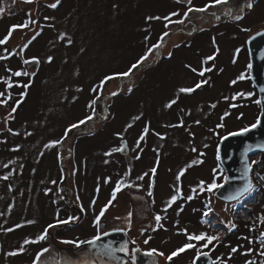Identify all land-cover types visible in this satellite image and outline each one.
I'll return each mask as SVG.
<instances>
[{
  "label": "rangeland",
  "instance_id": "1",
  "mask_svg": "<svg viewBox=\"0 0 264 264\" xmlns=\"http://www.w3.org/2000/svg\"><path fill=\"white\" fill-rule=\"evenodd\" d=\"M54 2L0 0V8L4 9L0 15L11 16L13 8L29 22L10 36L8 46H0V57H7L0 59V89L17 87L26 93L23 104L14 113L12 107L6 108L7 104L0 105V234L9 241L27 231L23 225L27 221H34V226L39 227L51 224L55 218L61 220L58 208L65 211L70 201L80 211L83 209L81 217L84 215L83 222L88 223L100 213L104 199L111 197L116 181L123 179L126 185H140L141 191L128 193L127 186L117 192L115 202L103 217L107 228L121 226L120 213L127 221L131 213L130 227L143 235L148 230H160L154 219L159 214L163 231H159L162 236H156L153 244L165 255L187 242L181 231L187 229L188 233L221 234L220 242L213 241L209 247L215 253V264H262L264 154L250 158V164L256 161L250 170L255 190L240 202L223 203L214 197V191L200 192L197 188L194 193L192 189L200 180L210 183L214 168L222 171L216 159L219 136L254 123L259 114V105L254 102L257 92L249 77L246 42L250 35L264 28V0H252L251 9L246 7L247 0H228L227 5L192 11L183 23L167 27V21H149L146 17L178 12L171 19L179 21L188 7L201 8L209 0H191V4L187 0H61L55 9L48 6ZM229 8L231 14H227ZM234 15H242V19L237 21ZM166 31L169 35L164 37L161 47L154 49L142 66L128 77L114 78L92 91L104 76L126 71ZM61 33L66 34L64 39L59 38ZM214 52L213 61L202 63ZM49 56L53 57L51 62L47 60ZM32 57H37L39 64L32 63ZM27 59L30 62L23 63ZM203 67L212 70L201 77L198 73ZM17 70L29 75L16 77L13 73ZM241 73L246 78L236 80ZM9 78L11 87L5 83ZM202 79L208 82L194 92L178 91L181 87H194ZM233 80L235 84L231 83ZM29 81V87L24 89ZM113 92L117 95L112 96ZM238 92L253 95L233 100ZM173 99L176 103L165 107ZM225 112L229 115L224 116ZM92 115L94 118L73 129L60 144L45 148L50 141L61 139L70 124ZM181 121L182 126H169L180 125ZM221 123L224 126L217 128ZM142 134L144 139L137 146ZM122 139H127L128 145L120 146ZM122 146L126 148L123 154L116 151L105 155ZM193 160L202 162L187 167L177 181L180 169ZM151 166L157 172L154 176L151 173L148 182H137L132 177L131 174L148 171ZM64 173L65 180L60 183ZM129 174L134 180L129 179ZM223 175L217 177V183H222ZM151 178L154 191L149 196L145 185ZM59 183L68 198L67 204ZM176 187L181 195L165 210ZM189 195L193 199L188 200ZM208 208L211 211L205 216ZM78 215L75 212L74 217ZM229 222L236 225L231 231ZM39 230L44 232L43 226ZM92 234L90 225L83 236ZM48 236L37 243L30 242V252L29 245L21 252L27 262L35 249L50 248ZM137 244L143 249L154 247L140 241ZM233 247L237 248L235 253L231 251ZM192 253L182 252L172 261L157 256L155 264H183ZM79 256L80 253L69 257L75 261ZM6 259L14 257L9 255ZM55 260L58 263L60 257Z\"/></svg>",
  "mask_w": 264,
  "mask_h": 264
},
{
  "label": "snow or ice",
  "instance_id": "2",
  "mask_svg": "<svg viewBox=\"0 0 264 264\" xmlns=\"http://www.w3.org/2000/svg\"><path fill=\"white\" fill-rule=\"evenodd\" d=\"M25 2L27 3H31L32 0H25ZM61 0H55L54 3L48 5L49 7L55 9L59 4H60ZM187 2L189 4H191V0H187ZM220 4H224V5H227L228 4V0H209V3L208 4H205L203 7L201 8H193V7H188L187 10L183 13V17L181 18V20L179 21H173L171 19V17H174V16H177L179 15L178 12H171L169 13V15L167 16H163V17H159V16H148L146 17L147 20L151 21V20H164V21H167V24H165V27L168 26V24H171V23H183V19L188 17L189 13L192 12V11H197V12H204L206 11L209 7H213L215 5H220ZM253 2L252 0H247L246 2V7L248 9H251L253 7ZM4 9L3 8H0V12H3ZM241 11H243V9H241ZM232 13V10L229 8L227 10V14H231ZM217 19H219V17H216ZM45 19H48V17H45ZM233 19L239 21L242 19V15H234L233 16ZM28 21H25L23 24L21 25H11L8 29V34L3 38V39H0V45L2 44H5L7 42V40L10 38V36L12 35L13 31L17 28V27H20V28H25L28 26ZM31 23L35 24L36 22L35 21H31ZM243 31H249V29H243ZM261 33H257V35H260ZM36 35H39V33H37ZM65 35L64 33H61L60 34V39H64L65 38ZM169 35V33L166 31L164 32L161 37H160V40L156 43V44H152L151 47L147 48L146 52L139 57L138 60H136L135 63L131 64L130 67H128V69L126 71H122V72H118V73H114L112 75H106L103 77V79L100 80L99 84L98 85H95L92 89V91H96L97 88H102L103 85L107 82V81H110L114 78H119V77H128L130 74L133 73V71L135 69H137L139 66H142L143 63L145 61H147L149 59V57L153 54V50L154 49H158L161 47V44L163 42V39L164 37H167ZM36 37L33 36L32 39L34 40ZM145 39L147 40V37H145ZM31 41H29L30 43ZM67 43L71 44L72 41L71 39H68L67 40ZM213 44H215V40H213ZM28 47V44H25L24 45V48H27ZM178 47V45H177ZM21 51H23V49H21ZM83 51V49H82ZM219 49L217 48L216 49V52H218ZM237 52H239V49H236ZM172 53L169 52L168 53V56L171 57ZM215 56H216V53L214 52L212 55H209L207 57L204 58V61H202V63H206L208 61H213L215 59ZM0 59H7V57H0ZM53 59V57L49 56L47 57V60L48 62H51V60ZM30 61L28 60H25L24 63H29ZM31 62L32 63H35V64H39V59L37 57H32L31 58ZM235 62V61H233ZM188 67H191V66H188ZM251 64L248 65V68L251 69ZM212 69L211 68H208V67H203L199 70V75L201 77L204 76V74L206 72H210ZM8 71H11V69H8ZM191 71L193 72H197V69L196 68H191ZM14 76L16 77H19V76H28L29 73L28 72H22V71H15L13 73ZM32 75L34 76L35 73L33 72ZM245 74L244 73H241L237 78L236 80H243L245 79ZM0 79H3L2 77H0ZM236 80H233L231 81L232 84H235L236 83ZM208 81L207 80H200L199 82H197L194 87H181L179 88V92L180 93H192L194 92L196 89H199L202 85L206 84ZM5 83L8 85V87H11V80L9 78V80H6ZM31 83V81H29L28 84H24L23 85V88L24 89H27L29 87V84ZM129 91H131V87H129L128 89ZM261 91L264 92V88H261ZM26 95L25 92H21L20 93V97L21 99L20 100H17L16 101V105L18 106L20 103H21V100L23 99V97ZM112 96H115L117 95L116 92H113L111 93ZM253 95V93L249 92V93H244V92H238V93H235L232 97V99H236V97L240 96V97H251ZM0 96H4V93H0ZM75 99V98H74ZM224 99H228V97H225ZM8 100L7 98L5 99H0V105H4V104H7ZM256 104L260 105L262 104V100L260 99H257L254 101ZM176 103V100L173 99L171 101H169L168 104L165 105V107H171L173 104ZM236 105H230V107H235ZM212 107H215V105L213 104ZM16 107H12L11 109V113H14L16 111ZM11 113H9V119H11ZM261 113L264 114V107H262L261 109ZM229 115L228 112H225L224 113V116H227ZM224 117H221V120H223ZM92 119V116H86L84 119H81L79 120L77 123H72L70 124L65 130H64V136L61 137V139L59 140H53V141H50L48 144L45 145V148H48V147H53L57 144H60L61 141L67 137L69 135V133L73 130V129H76L78 128L80 125H83L86 121H90ZM135 119H139V117H135ZM196 123L198 124L199 121H196ZM262 123H264V121H262V118H261V115H257L256 118H255V122L250 124V125H245L243 128H240L239 130L237 131H233V132H228L225 136H219V140L221 141H224L226 140L228 137H233V136H242L248 132H250L251 130L253 129H256L258 126H261ZM183 124V121L180 122V125H169L170 127H176V126H182ZM224 125L221 123V124H218L216 125L217 128H222ZM128 127H131V125H128ZM9 131H11V129H9ZM148 131V128L145 127L144 129V132H147ZM26 135H31V133H26ZM117 135H121L120 133H117ZM157 135H160L159 133H157ZM144 139V135L142 134L140 137H139V140L137 141V146H139V141L140 140H143ZM161 139H163V137H161ZM19 147V146H17ZM205 147H207V145H205ZM255 147L257 148H264V144H258L256 145ZM123 150V146L121 148H113L111 149L109 152L105 153V155H111L112 152H116V151H122ZM252 150V146L251 145H246L244 147V155L246 157V154ZM191 151L195 152L196 149L195 148H192ZM202 155V154H201ZM137 159L139 158V156L136 157ZM221 156H220V145L218 144L217 145V152H216V159L217 160H220ZM107 162V161H105ZM202 161H199V160H193L189 165H187L185 168H181L180 171L177 173L176 175V180L179 181L181 176L184 174V172L186 171V168L187 167H191L192 165H195V164H198V163H201ZM242 163H243V171H242V179H244V183L235 189L234 193L229 195L228 197H226V199L228 200H234V201H241L243 200L245 197L247 196H250L253 191L255 190V186L253 185V183L251 182V180L249 179V172L251 170V167H252V164H255L256 161H252L251 164L247 162V159H243L242 160ZM219 167V166H218ZM150 172L152 173V175L154 176L155 173L157 172V168L156 167H152L150 169ZM213 172V177H212V180L210 183H207L206 181L204 180H200L199 183L196 185L195 188L192 189V191L195 193L197 188L199 189L200 192H204V191H207L209 193H212L214 190L216 189H219V188H222L224 187V184L227 183L230 179H234L233 177H229L227 175H223L222 171L221 172H218V170L216 168H214L212 170ZM128 173L126 172L125 173V176H127ZM148 175V173H144V175H141V176H138L137 179L138 180H143L144 179V176ZM220 175H223V183H217V177L220 176ZM5 179H7V177H5ZM261 180H264V177H261ZM108 182V179L105 180V183ZM53 183H55V181H53ZM128 185H126L124 182H123V179H120V180H117L116 183H115V187L113 188L112 190V193H111V199H109L108 203L106 205H104L103 208L100 209V213L95 217V220H94V224L96 226V229H97V234L95 236H93L91 239L87 240V241H81V240H63L61 241L62 243L64 244H72L74 245L76 248H79L81 244H88L90 246H96L97 244V241L100 240L101 238V235H104V236H107L108 233L107 232H104V233H101L100 232V219L101 217L104 215L106 209L108 208L109 205H111L112 203V200L115 199L116 197V194L117 192H119L122 188L124 187H127ZM138 187V185H137ZM151 187H152V184L150 183L149 184V191H148V195L151 196L152 195V192H151ZM98 190V189H97ZM181 195V190L179 187H176L175 188V194L172 195L166 202V208L165 210L167 209V207H170L177 199L178 197ZM188 200H191L193 199V196L189 195L187 197ZM93 203H95V200H93ZM11 207V206H9ZM83 210V209H81ZM211 209L208 208V211L204 213L205 216L208 215V212H210ZM129 216V219H128V224L130 226L131 224V220H130V217H131V213L128 214ZM77 217H72V216H69L67 220H57L56 223L57 224H61V223H68L70 221H73V220H76ZM154 219H155V222L157 224V226H161L162 225L160 224V221L162 219V217L159 215V214H156L154 216ZM261 220V223L264 224V216H262L260 218ZM27 223L31 224V223H34V221H27ZM54 225L53 224H49L47 225V227L44 229V232L41 233L40 235H38L35 240L31 241L32 243H37L39 241H42L44 239H46V236H47V233H48V229L52 228ZM16 227H20V225H16ZM236 225L235 224H232L231 222H229V231H231V229L235 228ZM11 229H9L10 231ZM116 231H122V229H116ZM143 231V230H142ZM186 236H187V239L189 242H186L183 244L182 247H177L174 251H171L168 255H165L164 252L162 251H158L157 249L155 248H151V249H148L144 255L146 256H149V257H152V256H160V257H164V259L166 261H172V259L174 257H176L179 253H182L184 252L185 250L187 249H192V248H196L197 246L193 243H191L190 241H205V243L203 245H201V247H204L206 248L209 244H212L213 241L219 243L220 242V236L221 234H216V235H209L207 234L206 232L204 231H200L198 234L194 231L193 233L189 234L188 233V230L187 229H182L181 230ZM261 237H264V232H261L260 233ZM30 241L29 240H25L24 243L27 244L29 243ZM148 240L146 239L144 241L145 244H148ZM132 243H135V241H132ZM23 247H21L19 249V251H23ZM49 249L48 248H43L41 249L40 252H38L36 254V258L33 260V264H38V261H40V258L41 256L43 255V253H46L48 252ZM139 251V249H132L131 250V254H130V250L128 248V243L127 242H124L122 244L119 245L118 248H114L112 247L111 244H104L100 247H98L97 249V252L94 253V255H100V254H103V255H106V256H112L114 257L115 253L116 252H121V253H125L126 255H129L131 256V260H132V264H135L136 262V256H135V253ZM231 251L233 253H235L237 251V248L236 247H233L231 249ZM248 251H252L251 249H248ZM10 255H15L16 253H9ZM208 253L207 252H203V251H200L199 249H197L196 251V255L195 257L192 259V262L191 264H196L197 260L199 259V257L201 256H207ZM261 256H264V251H262L260 253ZM219 259V258H217ZM79 264H95L94 261L92 260H89V261H80ZM245 264H249V262H245ZM262 264H264V262H262Z\"/></svg>",
  "mask_w": 264,
  "mask_h": 264
},
{
  "label": "flooded vegetation",
  "instance_id": "3",
  "mask_svg": "<svg viewBox=\"0 0 264 264\" xmlns=\"http://www.w3.org/2000/svg\"><path fill=\"white\" fill-rule=\"evenodd\" d=\"M10 11H11L10 14H12L11 16L8 13L0 15V39H3L8 34V29L11 25H21L25 22L23 13H21L17 9H13V8H10ZM18 29H22V28L17 27L13 31L11 36H13L14 33ZM4 45H7V46L9 45L8 40L5 44H2L0 46L3 47ZM28 59H30V58H28ZM0 93H4V96H0L1 99L7 98V100H8L6 108L10 109L11 107L15 106L17 109V107H18L16 105L17 98L13 99L16 96L20 97V94H19L17 89H15V88L14 89L2 88V89H0ZM0 119H1V117H0ZM125 172L128 173L127 170ZM148 172H149V169H148V171H145V172H143V170H141L136 175H133V174H131V175L137 182H139L137 177L144 175V173H148ZM133 178H131L130 174H129V179L134 180ZM144 179L148 180V175L144 176ZM152 180L153 179L151 178L150 181H152ZM130 184H132V183L128 184L129 187L131 186ZM134 186L135 187L133 189H131V188L129 189L130 191L128 193L132 194L133 191H135L137 193L141 191L139 189L140 185H138V187H137V184ZM147 186L148 185H145L146 190H147ZM59 188H61L60 185H59ZM151 190H153V187H151ZM59 191H60V193L62 192L64 194L62 189H59ZM116 197H115V199H116ZM64 198H66L65 194L63 196V199ZM111 198L112 197H110L108 199H104V201L100 204L101 208H103L104 205H106L108 203L109 199H111ZM115 199L112 200V203H111V205L108 206V208L110 206H112V204L115 202ZM64 201H65V203L67 202L65 199H64ZM77 202H79V200H77L76 203ZM81 208H84V207H81ZM58 209L60 212L59 214H61V217H58V218L63 217V219H61V220H67L69 216L74 217L75 212L77 213V215L79 213V215L75 221L73 220V221H70L68 223L57 224L56 218L54 221H52L51 224H53L54 226L52 228L48 229V233H47V235H49L48 238H49V244H50V248H49L50 253L45 257H41L40 261H38V264H79L80 261H89V260L94 261L95 264H132V260H131V256H130L132 249H139V251H137L135 253V256H136L135 264H155L157 256L149 257V256L144 255V253L148 249H143V246L137 244V242L140 241L143 244H145L144 241L147 239L149 241L148 243H150L151 246H154L153 240L158 235L162 236V233L159 232L161 230H156L154 232L148 230L146 232V234L138 235L136 233V229L133 230L132 227L127 225L128 221L124 218V216L121 215V213L119 214L120 219L118 218V220H120V222H121V226H118L115 228H113V227L107 228L106 222L103 221V217L105 216V213H104V215L100 219V229L99 230L101 233L107 232L108 235L107 236L101 235V238L99 241H97V244L95 247L94 246L89 247L87 244H81L79 248H76L72 244H64L61 241H63V240L87 241V240L91 239L93 236H95L97 234V229H96V226L94 224L95 217H93L91 221H88V223L83 222V220H85V219H84V215L81 217V211L82 210L80 211V209L75 206L74 202H73V204L68 203L65 211L63 208H60V207ZM84 210H85V208H84ZM23 225H24V227H26L27 231H25V233H22V235L20 234L19 236H15L14 238H11L9 241L4 239L5 237L0 234V264H26L27 258L25 259L22 256V253H21V251H19V249L21 247H23V249H25L29 245L28 252H30V250H32L30 248V244H31L30 242L35 240V238L41 234V231L39 230V228L41 226H43V229H45L47 227V225H49V223L43 224V225L41 224L39 227L36 226L37 224L34 226V223H31V224L23 223ZM90 225H92L93 234L91 237L86 238L83 236V234H85L87 232ZM155 227H157V224ZM116 229H122V231H117L116 233H113L112 237L109 236V233L116 231ZM69 231H70V233H69ZM25 235L27 237H25ZM130 235H133L136 240H133V237L131 239ZM26 239L30 241L27 244L24 243V241ZM132 241H135V243H132ZM124 242L128 243V248L130 250L129 255H126L125 253H121V252H116L114 257L106 256L103 254L94 255V253L97 252L98 247H100L104 244H111L112 247L118 248L119 245L124 243ZM154 247H150V249L154 248ZM44 248H46V247H44ZM41 249H43V248H41ZM41 249H38V250L35 249L34 250L32 257H30L27 264H33V260L36 258V254L38 252H40ZM155 249H157L159 251V249L157 247H155ZM82 251H84V252H82ZM13 252L16 253L14 256L11 255L12 257H14V259L7 260L6 257H8L10 255L9 253H13ZM76 253L77 254L80 253V256H79V258H77V260L73 261V259L70 258L69 256L73 255V254L77 255ZM207 253H208V256H210V249ZM57 256L60 257V260L58 261V263H56V260H55V257H57ZM194 257H195V254H192V256H190V258H188L185 261V264H187L188 262H189V264H191L192 259ZM214 259H216V258H214Z\"/></svg>",
  "mask_w": 264,
  "mask_h": 264
},
{
  "label": "water",
  "instance_id": "4",
  "mask_svg": "<svg viewBox=\"0 0 264 264\" xmlns=\"http://www.w3.org/2000/svg\"><path fill=\"white\" fill-rule=\"evenodd\" d=\"M257 33L261 34L257 35ZM246 45L249 64L252 66L249 69V77L257 92L258 99L262 100L258 115H261L262 121H264V114L261 113V109L264 107V92L261 91V88H264V29L252 34L247 39ZM258 144H264V123L242 136L228 137L226 140L220 141V164L224 168L225 174L234 179H230L224 184V187L216 190L215 195L218 199L227 202L233 201L226 199V197L233 194L235 189L244 183V179H242V160L246 158L249 163L250 155L264 152V148L255 147ZM246 145H251L252 150L245 157L243 150ZM88 246L90 247V245ZM205 259V256L199 257L196 264H208Z\"/></svg>",
  "mask_w": 264,
  "mask_h": 264
},
{
  "label": "trees",
  "instance_id": "5",
  "mask_svg": "<svg viewBox=\"0 0 264 264\" xmlns=\"http://www.w3.org/2000/svg\"><path fill=\"white\" fill-rule=\"evenodd\" d=\"M15 89H17L18 90V92H19V94L22 92V90L20 89V88H15ZM21 91V92H20ZM24 99V98H23ZM22 104H23V100H22ZM264 245V244H263ZM231 246V245H230ZM263 248H264V246H261V249H262V251H263Z\"/></svg>",
  "mask_w": 264,
  "mask_h": 264
}]
</instances>
